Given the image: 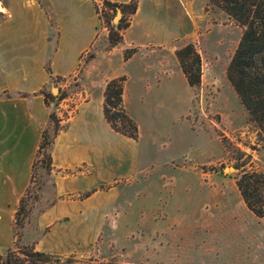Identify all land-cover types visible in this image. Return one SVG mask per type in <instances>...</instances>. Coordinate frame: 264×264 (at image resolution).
I'll return each instance as SVG.
<instances>
[{
	"label": "crops",
	"instance_id": "0c3cea01",
	"mask_svg": "<svg viewBox=\"0 0 264 264\" xmlns=\"http://www.w3.org/2000/svg\"><path fill=\"white\" fill-rule=\"evenodd\" d=\"M7 3V15L0 22V247L14 244L15 213L20 197L31 185L42 130L52 132L54 127L43 91H54L52 83L60 78L59 86L79 82V87L61 99L56 109L63 127L50 146L57 199L40 216L39 227L49 226L45 237L55 239V244L41 250L67 253L80 243L68 241L73 239L62 226L77 216L82 222L87 220L92 205L100 211L92 221L103 225L107 222L105 211L122 202L119 185L127 187L128 196L133 187L140 185L142 175L135 169L142 155L141 146L150 139L148 136L144 140V132L161 125L156 115L166 100L182 98V79L187 78L176 50L187 41H196L200 4L208 0H138L123 40L115 46H110L109 30L98 13L102 0ZM131 49L135 52L126 58V51ZM92 52L95 57L87 61ZM120 76L127 78L124 106L139 126L137 140L112 128L104 115L106 85ZM195 88L188 83L187 120ZM183 176L188 175L172 172L157 178L174 181ZM233 182L237 186L236 179ZM236 192L241 194L238 186ZM126 200L134 215L139 204L129 197ZM170 200L164 204L165 211L173 209L172 217L155 213L161 198L146 199L141 204L143 238L164 253L197 244L200 235L205 238L207 234L206 222L176 217L189 199ZM58 241L65 248H57ZM201 244H206L203 239Z\"/></svg>",
	"mask_w": 264,
	"mask_h": 264
},
{
	"label": "rangeland",
	"instance_id": "374dc122",
	"mask_svg": "<svg viewBox=\"0 0 264 264\" xmlns=\"http://www.w3.org/2000/svg\"><path fill=\"white\" fill-rule=\"evenodd\" d=\"M7 2L0 0L4 9L0 11V22L7 15ZM104 12V5L98 7L100 18L110 30L111 24L117 21L111 18L113 20L108 22L103 18ZM199 20L195 43L202 57V82L195 88L192 113L187 120L185 112L189 109L186 99L189 91L187 80L183 77L182 98L166 100L156 115L161 125L144 132V140L147 141L148 136L150 139L148 144H142V155L135 169L142 175L138 182L140 185L133 187L129 196L126 194L127 187L123 183L119 185V189L123 190L122 202L105 211L108 212L107 222L103 225L92 221L100 212L92 205L88 209L87 220L82 222L77 216L62 226L71 239H75L68 241L80 243L76 250L67 253L44 251L40 248L55 244L53 237H45L50 227H39L43 214L41 210L52 201L54 186L51 176L39 171L44 180L39 200L33 203L25 227H15L14 244L9 248L0 247V264H16L25 259L19 248L21 245H32L36 250L50 254L51 258L45 264H98L109 261L128 264H264V218L247 207L233 182L242 169L264 172V135L250 120L248 111L227 77L228 65L244 27L210 0L205 5L200 4ZM61 80L55 79L52 83V87L57 89L54 94L60 88L68 95L79 87L75 86L76 83L69 87L59 86ZM235 165L242 167L236 169ZM172 172L188 176L174 181L157 178L162 173L169 175ZM147 175L153 179H144ZM117 176L121 178L122 175ZM149 182L152 185H146ZM35 185L34 181L30 187L31 197L36 192ZM187 189L189 191L185 192ZM128 197L134 199L136 205L139 204L134 215L126 204ZM156 197L162 201L155 213L162 217L165 214L173 216V209L165 211L164 201L171 203L170 199H189L181 213L175 216L206 222L205 238L200 235L199 243L182 245L178 252L164 253L159 251L158 246H152L143 238L141 204ZM132 215L133 220L129 218ZM199 229L202 231V228ZM202 239L205 246L201 244ZM40 240L42 246L38 248ZM56 245L57 248L64 247L61 241Z\"/></svg>",
	"mask_w": 264,
	"mask_h": 264
},
{
	"label": "trees",
	"instance_id": "16d2710c",
	"mask_svg": "<svg viewBox=\"0 0 264 264\" xmlns=\"http://www.w3.org/2000/svg\"><path fill=\"white\" fill-rule=\"evenodd\" d=\"M105 7L103 18L108 22L119 13L121 17L115 24H111L109 30V44L115 46L123 40V31L130 25L132 15L137 11L138 0L128 3H118L111 0H102ZM211 3L220 6L228 15L244 27L241 39L230 60L227 68V77L238 94L241 103L248 111L249 118L254 122L264 135V0H210ZM104 19V21H105ZM135 49L127 50L125 57H130ZM92 52L87 61L95 57ZM183 72L192 87H197L202 82V57L196 43L187 41L176 50ZM50 71L51 69L48 68ZM51 72V71H50ZM126 76H120L110 80L106 85L104 115L112 128L121 134L137 140L139 138V126L129 115L124 106V85ZM52 80L54 78L52 77ZM75 86H79L78 83ZM45 102L50 110V119L54 125L53 133L42 130V140L38 149V160L33 164L31 184L35 181L36 192L31 197V185L28 191L20 197L19 206L15 213V227L22 229L26 220L32 213L33 203L39 200L43 177L39 171L51 176L53 171V157L50 146L62 130L60 118L56 113L59 101L67 96L59 88L57 94L52 89L43 91ZM40 162V166H38ZM241 169V165H235ZM53 186L54 181L52 180ZM236 183L247 207L257 216L264 218V172L242 169L236 177ZM32 198V201L30 199ZM54 197L49 205L41 210L46 212L55 202ZM30 202V203H29ZM25 259L16 264H45L49 262L51 255L36 250L32 245L19 246ZM28 261V262H27ZM98 264H128L123 262H100Z\"/></svg>",
	"mask_w": 264,
	"mask_h": 264
},
{
	"label": "water",
	"instance_id": "95a60500",
	"mask_svg": "<svg viewBox=\"0 0 264 264\" xmlns=\"http://www.w3.org/2000/svg\"><path fill=\"white\" fill-rule=\"evenodd\" d=\"M120 17H121V13H119L115 18H114V21H119V19H120ZM57 89H54V93H55V91H56Z\"/></svg>",
	"mask_w": 264,
	"mask_h": 264
},
{
	"label": "clouds",
	"instance_id": "9594fccd",
	"mask_svg": "<svg viewBox=\"0 0 264 264\" xmlns=\"http://www.w3.org/2000/svg\"><path fill=\"white\" fill-rule=\"evenodd\" d=\"M0 11H4V9L3 8H0Z\"/></svg>",
	"mask_w": 264,
	"mask_h": 264
}]
</instances>
